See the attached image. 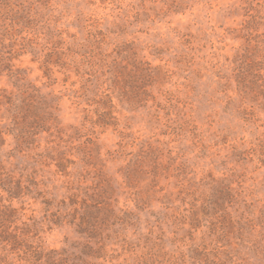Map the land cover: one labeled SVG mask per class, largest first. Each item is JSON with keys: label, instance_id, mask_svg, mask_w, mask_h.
Returning a JSON list of instances; mask_svg holds the SVG:
<instances>
[{"label": "rangeland", "instance_id": "374dc122", "mask_svg": "<svg viewBox=\"0 0 264 264\" xmlns=\"http://www.w3.org/2000/svg\"><path fill=\"white\" fill-rule=\"evenodd\" d=\"M6 1L12 9L4 11L2 5L1 21L7 24L6 45L16 51L12 61L21 76H0V87L14 91L19 84L35 87L57 106L60 130L40 133L38 148L31 145L35 148L19 152L14 134H8L13 132L10 124L6 119L0 123L8 132L0 145V174L11 175L13 183L21 179L28 187L13 203L25 207L24 218L37 221L39 242L47 248L80 252L87 237L70 221L85 211L81 201L86 191L98 194L110 177L114 207L133 214L132 222L114 225L119 232L109 242L110 257L95 259L96 264H147L142 263L145 239L151 237L150 245L160 241L161 227L167 252L163 264H199L193 250L210 218H200L199 227H194L192 216L175 222L161 203L152 204L155 215H151L132 200L135 194L127 185V171L140 170L138 157L147 150L162 155L167 163L160 185L175 180L169 177L175 158L194 181L198 203L218 184L230 190L238 200L234 207L250 222L243 236L235 233L229 244L225 238L218 242L223 264H264V25L251 30V15L261 9L264 16V0ZM17 10L29 23L18 20ZM89 31L99 38L107 35L103 46L108 53H115L117 44L124 48L122 66L133 67L135 57L126 51L130 43L136 57L161 68L160 81L148 83L160 107L153 99L145 107H121L116 93L114 103L121 111L116 113L118 129L99 126L94 123L95 104L87 103L92 94L82 93L77 76L66 77L58 70L56 80L45 75L41 62L51 33L54 40L61 33L69 44L74 37L86 42ZM57 142L77 159L68 174L47 157L46 147ZM85 147L93 155L88 163L71 154ZM153 164L144 166L147 182ZM142 183L138 178L136 190ZM73 195H79L78 204L71 200ZM178 204L181 209L192 206L177 200L174 205Z\"/></svg>", "mask_w": 264, "mask_h": 264}, {"label": "trees", "instance_id": "16d2710c", "mask_svg": "<svg viewBox=\"0 0 264 264\" xmlns=\"http://www.w3.org/2000/svg\"><path fill=\"white\" fill-rule=\"evenodd\" d=\"M2 5H5L4 11H9L11 8L6 0H0V76L7 75L11 79L20 77L21 72L19 68L14 67L15 64L12 61L16 51L8 49L9 47L6 45L5 32L8 27L1 21ZM16 13L19 21L21 20L23 24L29 23V18L26 15L21 14L18 10ZM251 18V30L259 31V27L264 25L261 9H257ZM60 34L58 37L56 36L55 40L53 33H51V37H48L47 43L50 45L47 44L48 51L42 55L41 67L50 79H57V77H53L56 70L64 73L66 77H70V74L78 77L82 83L80 86L82 93L86 95L89 91L92 94V97L87 99V103L91 104L90 100L96 106L95 124L103 127L113 126L118 129L120 118L116 113L121 111L114 103L113 97L116 93L121 107L125 104L130 109H137L139 106L145 107L150 99H153L157 106H161L148 85L149 81L154 84L160 81L161 68L150 65L142 57L140 59L136 57L137 52L134 53V48L130 43L126 45L124 42L128 48L126 51L132 54L133 58L135 57L131 68L121 64L120 54L122 56L124 48L120 44L116 45L115 53L105 51L103 46L107 36L105 33L99 38L95 33L89 31L86 42L75 40V35H72L74 41L69 44L64 41L62 36L60 37ZM106 84L108 86L103 90ZM15 85L17 84L15 83ZM17 86H19L18 91L0 87V123L6 119L13 129V132L8 133L2 126L0 127V145H3L6 140L5 134L13 133L17 144L15 148L22 152L40 146L37 141L40 133L47 132L53 135L54 129L59 131L60 128L57 124V106L55 103L53 104L51 98L40 96L35 87L30 90V86L21 85L20 87V84ZM60 146L59 142L55 145L54 143L48 145L46 147L47 157L55 160L58 169L68 174L70 173L69 166L76 164L77 159L70 156V153ZM38 153L42 155L41 152ZM71 154H75L74 156L79 157L85 163L93 158L87 147ZM138 160L137 166H142L140 170L136 171L133 167L127 171V185L134 190L132 192L135 196L132 200L136 206L140 210L149 209V214L155 215L151 206L154 202L161 203L165 206V214L173 216L175 222L177 220L186 222L192 216V223L195 222L194 227H199L200 224L196 222H200V218H206L207 221L210 218L211 223L206 224L208 229L203 231L201 242L195 245L193 258L199 264H223L218 242L225 238L229 244L235 233H239L240 237L243 236L245 226L250 222L245 213L241 212L238 207H234L235 203H238L236 196L230 190L226 192L225 188H220L218 184L213 187L215 191L210 196L202 198V201L198 203L200 197L193 190L194 181L192 182L191 178L188 179L184 167L177 164L175 158L170 165L172 173L169 172V177L174 176L175 180L168 181L165 185H160L161 177L168 167L162 155L157 157L156 154L145 150ZM150 161H153L154 164L151 165L152 177L147 182L148 171L144 166H147ZM163 171L164 173H162ZM138 178L143 183L142 188L136 190ZM12 179L11 175L0 174V189L7 193V196L4 193L0 194V264H96L95 259L110 257L109 242H113L114 235L119 232L114 229V225L120 223L125 226L132 222L130 219L133 214L130 216L126 210L119 208V211L114 207L115 198L112 194L115 188L111 178L108 177L98 194L91 196L86 191L81 201L85 211L77 212L70 221L77 226L80 233L87 237L81 245V251L73 252L65 247L47 248L38 240L40 237L37 221L31 219V216L27 217L28 219L24 218V216L26 217L25 207H18L13 203L15 198L24 195L23 193L28 187L21 179L15 180L14 183ZM78 197L79 195H73L71 200L78 204ZM177 200L192 206L181 209L179 204L174 205ZM228 203L231 204L228 205ZM46 204L51 206L52 203L46 201ZM170 208L172 209L171 213L168 212ZM189 212L192 215H189ZM159 221L165 222L164 219ZM252 229L253 225L249 230ZM160 232L161 240H155L152 242L153 245H150L151 237L149 235L146 237L143 245L146 248L143 255L145 261L142 263L163 264L167 252L164 247L165 231L162 227ZM228 250L229 253L226 254L232 258L231 251Z\"/></svg>", "mask_w": 264, "mask_h": 264}]
</instances>
